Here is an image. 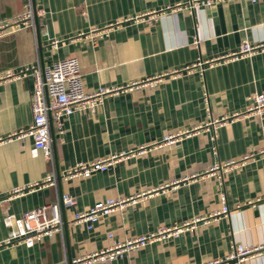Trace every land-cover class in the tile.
<instances>
[{
	"label": "crops",
	"instance_id": "0c3cea01",
	"mask_svg": "<svg viewBox=\"0 0 264 264\" xmlns=\"http://www.w3.org/2000/svg\"><path fill=\"white\" fill-rule=\"evenodd\" d=\"M182 1L34 0L39 43L34 24L0 38V241L8 233L5 214L18 217L59 195L57 185L10 195L51 170L32 152L29 137L8 140L31 119L32 79L17 77L18 71L36 59L49 66L72 56L84 92L119 89L94 111L61 118L60 132L51 123L58 173L79 162L119 158L104 171L60 180L61 193L75 201L60 209L62 233L31 247L0 246V264H54L192 221L177 237L95 264H196L224 258L232 243L264 244V113L248 111L251 96L264 92V0H222L192 11L176 7ZM27 4L0 0V20L13 21ZM52 39L59 40L55 49ZM243 43L262 47L227 57ZM199 60L204 63L195 65ZM243 157L241 166L220 176L211 170ZM107 198L126 203L91 230L72 221ZM246 264H264V252Z\"/></svg>",
	"mask_w": 264,
	"mask_h": 264
},
{
	"label": "built area",
	"instance_id": "2783aa9c",
	"mask_svg": "<svg viewBox=\"0 0 264 264\" xmlns=\"http://www.w3.org/2000/svg\"><path fill=\"white\" fill-rule=\"evenodd\" d=\"M216 1L222 0H183L182 3L176 5L185 6L189 11L198 6L209 8L214 5ZM254 2L256 0H248ZM31 4L24 6L22 12L14 19L9 21L7 19L0 20V38L7 33H12L19 28L30 26L33 29V13L30 8ZM97 35H104V30L94 31ZM96 35V36H97ZM59 40L52 39L50 41V48L55 49ZM193 45L197 44V39L192 41ZM262 47L259 45H251L243 43L240 45L238 51L230 53L227 57H236L243 54H251ZM204 62L197 61L195 65L201 66ZM17 77L30 76L32 79V88L30 93V115L29 124L14 133L10 139H20L29 137L32 141V152H40L43 157L48 160L51 165V170L40 183H32L24 188L14 189L10 195L24 193L30 191L38 186H53L56 187V173L53 169L52 147L50 143L49 125L50 120L55 125L58 132L60 120L67 117L74 112L80 111H94V109L101 104L105 95L116 94L119 89L116 87L100 86L94 91L84 92L82 87L81 74L78 68V63L75 57H65L53 61L49 66H41L38 59L34 64L25 66L18 71ZM248 111L262 114L264 113V92L254 93L251 96V105ZM230 118H233L231 115ZM227 117L222 119H214L210 122L212 127L224 122ZM118 155H114L105 159H99L92 162H79L71 167L58 173L60 180H67L78 177H87L90 173L95 171H104L108 169ZM245 161V157L236 160L228 161L223 164H215L212 169L222 170L232 165L241 166ZM221 208L220 214H225L228 208L225 204L223 194H220ZM74 198L67 193H60L56 196L55 201L49 204H42L33 209L24 211L20 216L16 217L13 214H5L3 216V224L8 228L7 236L0 241V246L9 245H23L24 247H31L34 243L40 242L43 238H48L54 233H62V218L60 209L73 206ZM126 203V199H112L107 198L103 201L95 202L87 210L73 214L72 221L76 223H83L86 230H91L93 224L101 217L110 213L116 207H120ZM199 220V219H198ZM206 223L208 219H201ZM194 227V221L184 223L180 226L158 227L154 232L146 235L132 237L121 242H111V244L103 249L86 253L85 255L67 260L66 258L54 264H95L102 262H110L121 257L125 252L141 248L148 243L157 240H163L169 237H177L182 231L189 230ZM107 238L111 239V233L107 234ZM264 252V244L256 246H246L232 243L229 252L222 259H213L210 261H202L196 264H246L247 260Z\"/></svg>",
	"mask_w": 264,
	"mask_h": 264
},
{
	"label": "water",
	"instance_id": "95a60500",
	"mask_svg": "<svg viewBox=\"0 0 264 264\" xmlns=\"http://www.w3.org/2000/svg\"><path fill=\"white\" fill-rule=\"evenodd\" d=\"M30 4H31L32 13H33L34 31H35L36 38L38 40L37 42L39 43L40 31H39V28H38V25H37V19H36V16H35L34 0H30ZM48 125H49L50 143H51V147H52V156H53V160L55 161V154H54V151H53L52 124H51L50 120L48 122ZM55 173H56V185L58 187L59 194H60L61 193V191H60V179H59L58 171L56 170ZM62 226H63V228L65 227L64 221H62Z\"/></svg>",
	"mask_w": 264,
	"mask_h": 264
}]
</instances>
